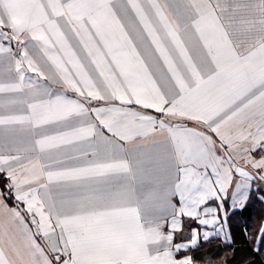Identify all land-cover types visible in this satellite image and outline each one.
Here are the masks:
<instances>
[{
	"label": "snow or ice",
	"instance_id": "snow-or-ice-1",
	"mask_svg": "<svg viewBox=\"0 0 264 264\" xmlns=\"http://www.w3.org/2000/svg\"><path fill=\"white\" fill-rule=\"evenodd\" d=\"M0 178V264H217L264 202V0H0Z\"/></svg>",
	"mask_w": 264,
	"mask_h": 264
},
{
	"label": "trees",
	"instance_id": "trees-1",
	"mask_svg": "<svg viewBox=\"0 0 264 264\" xmlns=\"http://www.w3.org/2000/svg\"><path fill=\"white\" fill-rule=\"evenodd\" d=\"M2 186L3 179L0 178V188ZM259 195L261 193L252 192L246 208L236 214L232 220L234 252L227 246L216 243L195 251L193 253L194 258L203 260L208 256H212L217 261V264L225 257H227V264H264V244L260 246L259 251H256L255 246L245 235V228H247V234L253 236L256 234L260 223L264 222V202L258 198ZM9 202L12 203L11 200Z\"/></svg>",
	"mask_w": 264,
	"mask_h": 264
},
{
	"label": "crops",
	"instance_id": "crops-1",
	"mask_svg": "<svg viewBox=\"0 0 264 264\" xmlns=\"http://www.w3.org/2000/svg\"><path fill=\"white\" fill-rule=\"evenodd\" d=\"M255 188H256V184H253V191H252V192L255 191ZM251 194H252V193H251ZM251 194H250V196H249V200H250ZM249 200H248V202H249ZM248 202H247V204L245 205V207H243V208H236V209L233 210L231 207H228V205H230V203H231L230 200L228 201V205H226V207H228V212H229V215H228V228L231 230L232 234H233L232 225H231L232 220L234 219V216H235L236 214H238L239 212H241L242 210H244V208H246V206L248 205ZM8 203H9V205L12 204V203L9 202V201H8ZM233 238H234V235H233ZM216 243L223 244L221 241H218V240H212L210 243H207V244H204L203 242H201V247H200L199 249H197V250H200L201 248H203V247H205V246H209V245L216 244ZM223 245H224V244H223ZM233 245H234V244H233ZM225 246H226V245H225ZM197 250H195V251H197ZM195 251L192 252V255H193V253H194Z\"/></svg>",
	"mask_w": 264,
	"mask_h": 264
}]
</instances>
